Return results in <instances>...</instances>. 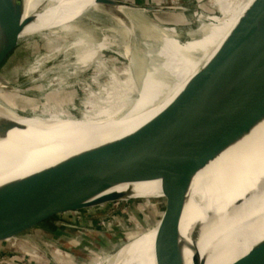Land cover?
I'll return each instance as SVG.
<instances>
[{"label":"water","instance_id":"obj_1","mask_svg":"<svg viewBox=\"0 0 264 264\" xmlns=\"http://www.w3.org/2000/svg\"><path fill=\"white\" fill-rule=\"evenodd\" d=\"M29 2L0 0V68L21 39L38 34L23 35L48 1H41L32 14L26 15ZM94 3L99 7L87 6L61 25H74L97 9L118 18L126 26L132 22L129 10L145 9L165 14L184 9L125 0H94ZM55 28L41 30L48 32ZM167 77L164 85L156 84L154 92L133 104L134 108H130L133 113L143 114L162 99L175 80L172 74ZM0 84V90L5 93L17 91L2 80ZM124 111L126 106L115 116L125 117L128 112ZM263 121L264 0H254L230 36L206 63L200 65L164 109L122 137L70 155L28 195H13L0 203V264H15L47 245H60L73 231L138 204V218L133 220L125 244L129 243L147 231L149 217L146 212L160 197L136 196L131 190H116L117 186L161 180L163 196L171 202L168 213L185 198L199 168L166 181L169 164L162 157L167 150L165 145L199 148L202 155L206 154L200 164L204 166ZM179 249L176 242L165 245L159 251L158 264H185ZM231 264H264V256Z\"/></svg>","mask_w":264,"mask_h":264},{"label":"bare ground","instance_id":"obj_2","mask_svg":"<svg viewBox=\"0 0 264 264\" xmlns=\"http://www.w3.org/2000/svg\"><path fill=\"white\" fill-rule=\"evenodd\" d=\"M29 1L26 15L32 14L44 0ZM45 1L48 4L37 13L36 20L25 29L23 35L34 32L41 35L44 34L41 29L51 26L56 28L48 32L69 29L73 25L61 24L87 6L99 7L94 0ZM216 2L223 16L212 18L211 23L191 34L184 42L173 29L158 20L154 12L145 9L128 11L146 36L160 39L158 49L155 52L149 51V55H158L164 70V76L160 80L151 83L152 75L149 74L141 81L136 72V60L133 61L131 71L139 91L128 102L118 104L110 92H90L81 117L73 116L68 110L54 112L49 107H45L40 113L22 115L17 110L4 106L6 108L0 111V138L21 146L38 159L35 165L26 168H0V186L3 185L0 188V201H7L13 195H28L37 183L70 155L122 137L164 109L198 71L200 65L206 63L230 36L239 18L250 9L254 0ZM81 41L77 45H81ZM88 46V52L81 55L80 61L84 63L81 66L98 50L95 44ZM30 71L37 72L38 66L32 67ZM171 74L175 80L162 99L143 114L133 113L130 109L132 106L134 108L133 104L140 103L148 93L154 92L156 89H152L156 84L164 85L168 80L167 76ZM100 98H103L102 106L96 105L97 101H94ZM0 104L3 105L1 99ZM123 106H126L123 113H128L119 119L115 115ZM6 125L8 129L5 128ZM164 147L167 150L162 157L169 164L165 174L166 181L179 173L199 168L186 196L197 201L208 196L212 187L222 185L227 200L209 203L208 210L184 221L181 201L168 224L147 229L145 233L124 244L114 255L103 260L99 258L96 264H158L159 251L165 245L175 242L180 246L178 252L183 253L185 264H231L264 256V121L204 166L200 164L202 156L206 154L202 155L199 148L173 144ZM116 190H131L136 196H163L161 180L122 184ZM170 204L169 201L168 206ZM98 251L103 253L102 250Z\"/></svg>","mask_w":264,"mask_h":264},{"label":"rangeland","instance_id":"obj_3","mask_svg":"<svg viewBox=\"0 0 264 264\" xmlns=\"http://www.w3.org/2000/svg\"><path fill=\"white\" fill-rule=\"evenodd\" d=\"M125 1L183 7L179 12H154L156 18L173 29L183 42L201 27L211 23L212 18L223 16L216 0ZM228 1L234 3L236 0ZM110 15L97 9L69 29L44 32L21 39L7 62L0 68V80L17 89L14 93L0 90V99L3 102V105L0 104V111L8 106L22 115H32L49 107L54 112L68 110L73 116L81 117L90 92H110L118 104H123L133 99L139 91L131 71V63L135 60L136 72L141 81L149 74L152 75L151 83L160 80L164 76L161 58L158 55H149V51L155 52L158 49L160 39L146 36L133 15L129 26ZM79 40H82V46L77 45ZM91 44H95L98 50L81 66L84 64L80 61L81 55L88 52L87 46ZM34 66H38L37 72L30 71ZM102 100L103 98L94 99L97 101L95 104L101 106ZM37 159L21 146L0 138L1 170H16L13 163L21 165L20 169L24 168L26 161L32 166ZM226 200L222 185L212 187L208 196L197 201L185 196L182 200L183 221L208 210L209 203ZM168 203L169 200L164 196L152 203L146 212L149 228L162 225L163 222L168 224L173 219L174 210L163 217L168 210ZM138 207L140 205L133 204L118 210L96 221L91 229L88 228L82 233L75 231L71 234V239L61 241L60 245H47L19 264H96L99 258L103 260L114 255L127 242L132 222L138 218Z\"/></svg>","mask_w":264,"mask_h":264},{"label":"crops","instance_id":"obj_4","mask_svg":"<svg viewBox=\"0 0 264 264\" xmlns=\"http://www.w3.org/2000/svg\"><path fill=\"white\" fill-rule=\"evenodd\" d=\"M12 165V164H11ZM13 166H14V169H20L19 168V166H21V165H19V166H17V165H15L14 163H13ZM26 167H30V165H29V163L26 161L25 162V167L24 168H26ZM163 197V196H162ZM166 221V220H165ZM95 223V222H94ZM94 223H92V224H88V225H85V226H83V228L82 229H79L80 231H84V230H86V229H88V228H92L93 226H94ZM164 224H167L166 222L164 223H162V225H164ZM79 230H76L77 231V233H79ZM73 232H75V231H73ZM72 232V233H73ZM71 233V234H72ZM66 239H71V236L70 237H68V238H65L64 240H66ZM63 241V240H62ZM20 262H18V263H15V264H19ZM32 264H34V263H32ZM43 264V263H42Z\"/></svg>","mask_w":264,"mask_h":264}]
</instances>
